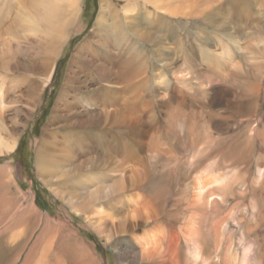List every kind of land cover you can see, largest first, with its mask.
<instances>
[{
  "label": "rangeland",
  "instance_id": "374dc122",
  "mask_svg": "<svg viewBox=\"0 0 264 264\" xmlns=\"http://www.w3.org/2000/svg\"><path fill=\"white\" fill-rule=\"evenodd\" d=\"M109 1L82 0L81 17L68 29L65 43L55 48L43 44L41 50L22 45L20 70L12 61L10 73L0 69L7 92L4 115L17 138L14 150L0 154V264H37L44 239L51 235L54 246L70 247L61 254L63 264H91L88 250L101 264H136L131 231L126 234L118 226L133 223L135 208L144 214L154 207L150 200L158 173L150 165L158 161L163 166L158 172L170 170L172 164L160 159L157 149L165 148L171 157L179 150L177 138L187 149L194 139L197 150L210 148L196 157L198 170L190 171L185 163L166 179L171 184L160 222L185 223L189 212L181 211L194 175L211 166L213 175H235L229 194L216 190L220 197L215 198L225 202L217 203L214 221L226 224L228 242L219 247L239 257L244 235L264 255V174L259 177L257 172L259 165L264 167V30L258 29V23L264 24L262 4L234 23L231 0H214L211 9L194 19L168 18L174 28L170 34L162 28L166 19L152 20L161 31L147 27L149 36L143 40L122 29L126 20L121 15L118 22H103L116 23L106 36L96 22ZM140 4L150 14V6ZM169 117L178 118L183 127H172ZM45 140L54 144L62 165L56 173L63 179H55V186L66 196L74 195L81 214L64 207L40 176L37 156ZM125 146L133 156L123 162L121 157L129 155ZM114 167L118 171L112 173ZM48 213L53 223L43 219ZM140 219L137 231L143 232L150 221Z\"/></svg>",
  "mask_w": 264,
  "mask_h": 264
},
{
  "label": "bare ground",
  "instance_id": "6f19581e",
  "mask_svg": "<svg viewBox=\"0 0 264 264\" xmlns=\"http://www.w3.org/2000/svg\"><path fill=\"white\" fill-rule=\"evenodd\" d=\"M103 1L104 0H101V4L103 3ZM115 1H117L118 4H115L112 0L107 3V6L104 5L106 7L104 8V11H102L103 6H101L102 14L101 15L99 14L100 16L98 17L96 24L103 25L104 28L103 30L106 31L105 34L109 38L110 37L109 32L116 27V23L105 25L106 23L105 21L106 20L109 21V19H111L112 21H117L116 19L118 18L119 15H121L122 17L125 18L124 20H126L125 22L126 27H122V29L144 40L147 39L145 37L149 36L147 27H150V30L152 29L153 32L156 31V33H157V30H155L156 27H159L158 33L161 31L160 25L158 24L157 26H154V22L152 20L166 19V23L164 24L167 26H163V27L161 26V27L163 28L164 31L165 30L167 32L169 31L170 34L174 32L173 31L174 28L171 23H168L169 21L168 18L176 19V20L177 19L187 20L191 18L194 19L198 14L208 10L209 8L211 9V5L213 4L214 0H115ZM217 1L220 2V0ZM81 2L82 0H0V69L5 70L6 73H10L11 72L10 62L12 61L16 71L20 70L21 62L18 58L20 57L19 54L21 52L19 51H20V47L22 48V45H24V47L25 45H27L28 47H37L41 50L43 49L44 45L47 48L50 46L54 47L60 43H65V41L69 37L68 29L70 28L72 29V27H75L76 23L79 21L81 17V9H82ZM119 2H122V5H119ZM258 3L262 4L264 9V0L263 1L262 0H231V4L230 3L229 4H230V10L232 11L231 14L232 21L234 22L236 18L244 19L243 13L244 12L250 13L252 9L257 6ZM139 4L142 8H147L150 6V14L149 13L146 14V12H143V10L140 9ZM215 5L216 4H214V6ZM120 10L122 11L123 14L122 13L120 14ZM135 12L137 13L136 15H134ZM235 12L238 13L236 14ZM153 15H156V17H154ZM158 15H160L161 17ZM132 18L137 20L132 21L131 20ZM147 20L150 21V25L147 24ZM143 21L147 25H144V23H142ZM258 25H259L258 26L259 30H264V24L258 23ZM78 30H80V28ZM59 49H61V46ZM22 55H24L23 52ZM130 64L128 65V67H131ZM183 76L184 75L181 74V77ZM184 77L186 79L188 75H185ZM64 91L65 90L62 91V96ZM6 95L7 92L4 89V85L0 83V154L14 150L17 145V138L13 135L12 130L8 126L7 120L4 115V109L6 104L5 98L7 97ZM175 119L176 117H171V118L169 117V121H171L172 127L180 126L181 124L179 125L178 123H176V120L178 118L176 120ZM2 127L5 129V132L1 131ZM181 127H183V125H181ZM183 136H185L184 132H183ZM177 141L178 142L176 143L179 150H177V146H176L175 149L177 150V152L173 154L171 157L169 156L170 154L168 155L165 152V148L163 147L161 148L160 146V148L157 149L158 150L157 153L162 155L161 157L160 156L158 157H160V159L162 160H164L163 157H165L166 160L164 161L167 162L168 160V162L170 161V163L172 164L171 167H169L171 169L166 171L168 173L164 171L158 172L159 171L158 169L163 167L161 165L157 166L158 161H156L152 166L150 165L152 172L158 173V174L153 173L154 174L153 176L156 177L154 178L153 187L156 190L154 191V195H152L153 196L152 200H150V205L151 203H153L154 204L153 206L155 208L150 207V209H148V211H146L144 214H142L143 212L141 213V210L135 208V210L133 211H135L136 215L134 214L132 216L133 223H119L118 229L121 232H125L127 234V232L131 231L129 234L131 237L130 244L132 246L131 256L134 258L133 263L136 264H264L263 253L260 250L259 253L255 252V241L252 242L248 240L244 235H242L240 238L241 254L239 255V257H237L238 255L234 254L233 251H231L230 254L228 251L225 252L227 247H219L220 243L222 244V246H224L223 244H227L228 242L226 239H224L225 236L224 233L227 227L226 224L220 223L219 221L216 220L214 221L216 215L215 213L218 210L217 203L225 202V199H223V201L220 202V200H217L215 198V196L220 197V195L216 193V190H219L220 193L222 192L225 193L228 191L229 194V190L231 189V187H233V183H234L233 178L235 176L234 174L232 175L230 174L227 176V174L229 173L226 172L221 175H213L211 171V166H209V168L207 167L208 168L207 170L194 175L193 183L190 184L192 188L191 189L192 193L189 195L188 198H185L187 205L184 207L185 210L181 211L182 213H184L185 211L189 212L188 216L184 217L185 223L160 222L161 221L160 218L162 217L161 215L162 213H164L165 211L164 207L166 206L167 203V198L169 193L168 185L171 184V183L169 184V182L167 183V180L170 179V177L172 176L171 174L178 172L180 169H184L185 163L190 171L191 169L198 170L200 165H198V163L196 162V157H198V155H200L201 153L202 154L206 153L210 148V147H206V148L204 147L202 149L200 148L201 150H199L198 148L199 150L198 151L195 148L196 146H194L197 145V142L195 143V139H194V141L192 140L193 141L192 144H190L191 147L187 149L186 148L187 144H183L181 138L179 139L177 138ZM180 144L181 146H179ZM53 145L51 142L45 140L42 142L39 148L38 156H37V160H38L37 164L40 169V173H41L40 176L42 180L46 183V185L50 188V190L56 192L57 196L60 198L64 207H66L71 211L73 210L76 213V215L81 214L82 209L77 208V206L75 205L76 203H74L75 201L73 197L74 195L72 196L67 195L68 196L67 197L66 195H64V192L62 190L56 188L55 186V181L60 179L62 180L63 178L59 176L60 173L59 174L56 173L57 168H59L62 165H60L61 163L59 164L57 161L56 154L53 150ZM125 147L127 148V150L129 149L128 150L129 155L125 154L124 157H121L124 158L122 160L123 162L127 161V157L128 160L130 161V159H132L133 156L132 148L128 146ZM182 147L184 149H182ZM194 149L196 150L193 152ZM113 151L116 150L114 149ZM185 157L187 161L183 160L185 159ZM117 167L119 168V166ZM134 170L135 168L133 169V173L135 172ZM111 171L113 173V171L116 172L118 170L116 167H114ZM257 172H258V176L262 177L264 174V167L259 165ZM71 176L70 178H72ZM132 176L135 177L136 174L134 173ZM160 183H163L164 185H161L162 186L161 187L159 186ZM133 200L136 201L135 199ZM158 205H160L159 207L160 210L158 209ZM48 217H49V213L47 217L45 218L42 217V218L46 219L47 223H53V221L52 220L50 221ZM139 217L141 218L140 220L144 222L150 221V223H144L146 228L144 229L142 228L143 232L137 231V229H139L138 228L139 223L136 222H138L137 219H139ZM108 224L109 223H97V225L100 227L101 225L107 226ZM54 238L55 235L54 236L51 235L49 236V239L47 238L44 239L45 242L39 257V261H38L39 264H63L65 262L64 256L66 255V252L70 250V247H67L68 243H65V245L63 244L64 246L60 243L54 246L55 243ZM107 239H106V243L109 244V240ZM40 241H38V243H40ZM36 248L37 246L36 247L34 246L32 248L29 257L34 255L33 253H35ZM91 251L88 250V256L90 257L91 264H101L99 260L92 254ZM62 253H65L63 257L61 255ZM121 254H123V252L120 253L119 251L118 255L120 257ZM51 255L55 257L54 258L55 262L54 260L53 262L50 261L52 259ZM229 255H231L229 257L231 261L228 260ZM27 261H29V259ZM82 264H88V263L84 260L82 261Z\"/></svg>",
  "mask_w": 264,
  "mask_h": 264
}]
</instances>
